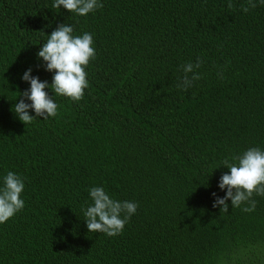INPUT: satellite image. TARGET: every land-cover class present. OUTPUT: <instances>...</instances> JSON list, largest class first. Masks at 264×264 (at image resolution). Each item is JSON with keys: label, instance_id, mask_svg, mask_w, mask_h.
<instances>
[{"label": "trees", "instance_id": "obj_1", "mask_svg": "<svg viewBox=\"0 0 264 264\" xmlns=\"http://www.w3.org/2000/svg\"><path fill=\"white\" fill-rule=\"evenodd\" d=\"M99 2L77 16L0 0V188L9 171L25 184V207L0 224V264H264V197L223 213L212 195H226L225 159L264 150V4ZM60 24L93 36L89 86L79 102L45 89L57 116L24 125L12 111L22 76L52 83L37 54ZM198 58L183 91L181 66ZM92 187L138 204L120 235L88 232Z\"/></svg>", "mask_w": 264, "mask_h": 264}, {"label": "clouds", "instance_id": "obj_2", "mask_svg": "<svg viewBox=\"0 0 264 264\" xmlns=\"http://www.w3.org/2000/svg\"><path fill=\"white\" fill-rule=\"evenodd\" d=\"M264 4V0H259ZM63 6L70 13L77 16H87L89 13L102 8L99 0H54L53 9ZM227 7L232 9L234 5L228 0ZM257 7L256 0H247V5L241 10L248 13ZM71 25L60 24L48 35L47 41L40 48L37 56L46 63V71L54 72L52 83L41 82L39 77L31 75L32 69H28L22 76L25 82L30 83V89L21 93L24 99H19L14 110L18 119L24 124H30L36 118L47 120L56 117L58 105L45 89L51 88L55 96L70 98L73 102H79L84 98L85 89L88 88L86 67L91 60L96 58L94 40L92 34L85 32L83 35H74ZM203 63L198 58L196 63L182 65L183 77L178 87L187 91L193 83L201 78L197 71ZM191 74V75H189ZM222 78V73H219ZM25 100L31 101L26 103ZM35 115H30L29 110ZM235 163L225 159L222 164L230 172L221 176L218 187L226 189V195L221 198L213 193L215 201L213 207H220L223 213L228 212V200H231L232 208H241L245 213L256 210L257 201L254 196L264 197V150L252 147L242 155L233 157ZM25 184L16 173L9 171L0 188V224L7 222L16 213L23 210L25 202L21 198ZM92 204L83 210L88 232L104 233L108 237L120 235L132 215L137 211L138 204L129 201H118L110 198L103 187L89 189Z\"/></svg>", "mask_w": 264, "mask_h": 264}]
</instances>
